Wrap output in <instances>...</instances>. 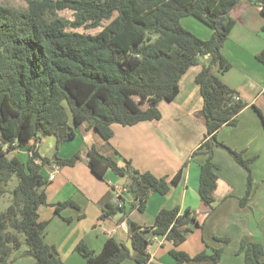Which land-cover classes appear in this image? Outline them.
I'll use <instances>...</instances> for the list:
<instances>
[{
	"label": "trees",
	"instance_id": "obj_1",
	"mask_svg": "<svg viewBox=\"0 0 264 264\" xmlns=\"http://www.w3.org/2000/svg\"><path fill=\"white\" fill-rule=\"evenodd\" d=\"M26 9L0 2V200L6 194L13 176L19 183L6 211L0 209V264H9L14 250L22 246L20 234L26 237L28 255L35 264H64L57 248L45 241L49 221H41L40 209L48 205V181L43 167L52 163L73 167L81 159L76 153L64 158L42 157L36 141L54 136L57 149L76 136L75 127L88 123L103 139L114 136L113 125L131 127L146 121L161 120L158 104L173 101L179 94L183 75L199 64L205 56L208 65L196 77L203 99L206 135L193 153L205 155L199 177L198 193L211 207L212 192L218 181V166L213 162L214 149H226L248 173L246 203L253 190L251 163L217 140V132L226 125H236L239 114L247 107L240 94L226 85L220 75L231 70V63L222 48L236 20L231 10L241 0H24ZM260 7L264 17V0H251ZM69 9L74 20L60 19L59 11ZM228 19L219 25L220 18ZM193 17L212 30L208 40H202L181 25ZM96 35L72 32L81 27L99 28ZM264 65V50L256 56ZM29 154L27 162L10 156L15 150ZM87 165L99 178L109 172L129 179L127 193L134 194L139 211H144L151 193H167V178L134 169L131 161L120 166L95 147L87 153ZM180 170L172 179L178 184ZM108 202L100 219L106 220L124 213V197ZM55 214L65 209L79 210L72 200L58 203ZM82 218V216H81ZM70 221V220H68ZM199 222L189 209L176 207L162 210L152 234L166 237L175 248L170 254L175 264H218L223 248L212 255L205 251L191 257L177 248L198 228ZM148 229L128 221V232L135 254L132 257L125 244L109 238L96 253L84 241L76 252L87 264H121L133 259L137 264H150ZM222 244L229 237L219 238ZM245 264H264V245L244 238L238 249Z\"/></svg>",
	"mask_w": 264,
	"mask_h": 264
},
{
	"label": "crops",
	"instance_id": "obj_2",
	"mask_svg": "<svg viewBox=\"0 0 264 264\" xmlns=\"http://www.w3.org/2000/svg\"><path fill=\"white\" fill-rule=\"evenodd\" d=\"M231 17L236 20V25L222 48V54L231 62L232 68L225 74H216L248 105L239 114L236 125L223 126L216 136L230 149L242 152L245 159H253V190L249 200L242 203L247 190V171L221 147H216L213 154V162L218 166V181L212 192V206L207 207L198 193L200 171L207 157L202 154L193 157V153L200 147L207 128L196 77L203 69L202 63L209 61L205 56L201 64L191 67L183 75L177 97L158 104L161 120L131 127L115 124L114 136L108 141L88 123L78 126L79 135L61 144L59 149L54 136L36 141L42 157L53 158L57 152L64 158L76 153L81 157L73 167H59L54 163L43 167L48 181V205L40 209V219L49 221L45 241L57 248L62 261L83 264L84 259L75 250L81 241L96 253L109 238L126 244L131 240L128 221H132L148 229L150 264H175L170 254L174 244L166 237L153 235L152 231L158 214L176 207L181 212L191 210L200 225L177 248L191 257L204 251L212 255L215 249L223 248L218 264H245L244 254L238 253L241 241L248 237L264 245V65L256 58L264 50V17L260 14V7L251 0H241L231 10ZM209 30L206 31L208 38L213 33ZM72 126L75 128L73 123ZM79 136L83 139L80 142ZM79 143L81 146L77 148ZM92 147L120 166L131 161L133 168L141 173L150 172L158 178H167V193H151L144 211H139L134 194L127 193V177L109 172L101 179L89 169L87 153ZM22 154L26 160H20L25 163L29 159L25 150L17 149L10 156L19 158ZM180 170H183L181 181L172 183ZM52 175H55L54 180L50 179ZM121 190H125V214L120 212L113 218L101 220L103 207L108 202H115ZM69 200L74 201L83 214L68 208L56 215L54 206ZM75 218L79 221H74ZM218 237H229L231 242L220 245L216 240ZM121 264L137 263L127 259Z\"/></svg>",
	"mask_w": 264,
	"mask_h": 264
},
{
	"label": "rangeland",
	"instance_id": "obj_3",
	"mask_svg": "<svg viewBox=\"0 0 264 264\" xmlns=\"http://www.w3.org/2000/svg\"><path fill=\"white\" fill-rule=\"evenodd\" d=\"M0 2L5 4V5H9V6L15 7V8H20V9H26L27 8V2L24 1V0H0ZM56 17L60 18V19L74 20V13L71 10H69V9H65L63 11H59L57 13ZM108 23L109 22H107V21H103L102 27H99V28L81 27V28H77V29H71V31L72 32H77V33H85V34L96 35L103 29V27L108 25ZM181 25L183 26V28H185L186 30L192 32L194 35H196L200 39H202V40H208L209 39L206 36V31H210L209 28L206 25H204L202 22L198 21L195 18L187 17V18L182 20ZM199 64H201V62ZM199 64H197V65H199ZM197 65H195V66H197ZM204 65H208V63H204V64L202 63V68L204 67ZM75 133L77 135H79V133H80L79 127H75ZM81 139H82V137L79 136V142H80ZM75 143H76V141L73 142V144H75ZM80 146H81V144L79 143L77 148H79ZM19 159H21L22 161L26 160L24 155L19 157ZM241 168H243V167H241ZM247 180H246V183H247ZM18 183H19L18 177L17 176H13L12 180L9 183L8 190H7L6 194L0 200V209H1V211H3V212L6 211L8 209V207L11 205L12 199H13L12 192L15 189V187L18 185ZM72 210L75 211L78 214H83L82 213V209L80 211L79 210H75V209H72ZM81 216H83V215H81ZM74 221L77 222L79 220H78V218H75ZM78 225H79V222H78ZM87 231L88 230H86V232ZM20 240L22 241L23 244H22L20 249L14 250L12 252V254H11L10 258H9V264H35L36 263L35 258L30 256V255H28L29 247L27 246V244L25 242L26 241V237H25L24 234H20ZM216 240H217L218 244H220V245L222 244L221 240H219V237L216 238ZM230 242H231V239H230ZM230 251H232V249ZM84 260L82 262H83V264H86V261H84ZM63 263L64 264H71V261L66 260L65 262L63 261ZM72 264H78V262L73 261Z\"/></svg>",
	"mask_w": 264,
	"mask_h": 264
},
{
	"label": "water",
	"instance_id": "obj_4",
	"mask_svg": "<svg viewBox=\"0 0 264 264\" xmlns=\"http://www.w3.org/2000/svg\"><path fill=\"white\" fill-rule=\"evenodd\" d=\"M228 15L229 14H226L224 17L220 18V22H219V25H221L223 22H225L227 19H228ZM125 246L129 249L130 251V255L133 257L134 254H135V249L133 248V245H132V242L131 240H129Z\"/></svg>",
	"mask_w": 264,
	"mask_h": 264
},
{
	"label": "built area",
	"instance_id": "obj_5",
	"mask_svg": "<svg viewBox=\"0 0 264 264\" xmlns=\"http://www.w3.org/2000/svg\"><path fill=\"white\" fill-rule=\"evenodd\" d=\"M50 179L51 180H54L55 179V175H52L51 177H50ZM125 192V190H121V191H119L118 193H117V195H116V201H118L119 202V205L121 206V203H120V201H119V199L121 198V196H123V193Z\"/></svg>",
	"mask_w": 264,
	"mask_h": 264
}]
</instances>
